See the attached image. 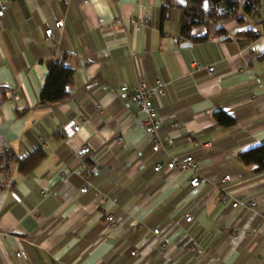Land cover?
Here are the masks:
<instances>
[{
    "label": "crops",
    "instance_id": "obj_1",
    "mask_svg": "<svg viewBox=\"0 0 264 264\" xmlns=\"http://www.w3.org/2000/svg\"><path fill=\"white\" fill-rule=\"evenodd\" d=\"M161 3L8 0L0 17V264H264V171L239 160L264 141V0L244 23L217 19L205 40L177 43L180 12L162 20ZM144 10L150 24L136 31L132 20ZM58 19L64 26L49 40L45 30ZM250 28L260 34H245ZM64 55L76 68L70 96L41 105L48 64ZM140 77L149 87L165 83V94L153 97L162 120L158 152L132 92L120 91ZM218 110L235 124L219 125ZM73 120L80 128L70 135ZM121 132L123 142H114ZM84 144L90 151L81 154ZM38 145L47 157L32 173H20L12 159L1 168L7 149L22 158ZM186 154L210 183L192 187V171L154 169ZM225 174L235 197L257 200L253 211L219 201L215 183ZM188 211L191 222L183 219ZM190 241L204 254L189 250ZM19 246L24 257L15 255Z\"/></svg>",
    "mask_w": 264,
    "mask_h": 264
},
{
    "label": "trees",
    "instance_id": "obj_2",
    "mask_svg": "<svg viewBox=\"0 0 264 264\" xmlns=\"http://www.w3.org/2000/svg\"><path fill=\"white\" fill-rule=\"evenodd\" d=\"M260 6L261 0H162L160 16L162 20L168 19L171 10L177 8L180 12V34L192 42H199L206 39L208 26L217 19L235 17L238 22L244 23L245 16L258 13ZM197 28L201 29V33L195 31ZM245 34L256 37L260 31L250 28ZM259 57L264 59V53ZM75 70V66L67 62L66 55L50 61L48 74L39 94V103L54 104L68 98ZM215 118L219 125L225 127L236 122L233 116L223 110H218ZM1 156L6 160L2 169L7 167L8 159H12L17 163L18 171L27 175L47 157V151L42 145H38L20 158L9 148ZM239 160L246 165L257 164V172L264 171V141L241 152Z\"/></svg>",
    "mask_w": 264,
    "mask_h": 264
},
{
    "label": "built area",
    "instance_id": "obj_3",
    "mask_svg": "<svg viewBox=\"0 0 264 264\" xmlns=\"http://www.w3.org/2000/svg\"><path fill=\"white\" fill-rule=\"evenodd\" d=\"M8 8V0H0V17L4 16L5 11ZM133 24L136 31H140L143 27H146L150 24V14L147 10L140 11L137 16L133 18ZM64 26V20L58 19L55 21L53 27H49L45 30V36L47 39H53V30L55 28L61 29ZM111 27L114 31L122 30V26L118 21H113L111 23ZM186 38L183 36H176L173 38L175 43L184 41ZM194 65L197 66V63L194 62ZM215 67L213 65H209L207 67V71L209 75L214 73ZM130 90L132 92V96L134 98L135 103L138 105L140 112L143 114V126L145 132L150 136L152 143V150L154 152H158L164 150V143L160 134L161 127V117L158 114L157 107L153 102V97L155 96H163L165 94V83L161 79H157L155 81V85L153 87H149L148 82L145 78L140 77L136 80L133 86H129L128 84H122L120 86L121 92H126ZM11 97L17 99L18 95L16 92H12ZM2 107V102L0 101V108ZM97 109L102 110V106L97 104ZM81 119V118H80ZM79 123H75V121H70L65 129L68 134H72L75 131H78L80 126ZM174 125H178L175 123ZM123 132L114 136V142L121 143L123 142ZM196 146H198V142H194ZM90 151V147L88 144H84L80 149L81 154H85ZM168 170H178L181 172L184 171H192L196 175H194L190 184L192 187L204 186L210 183L211 181L201 176L199 172V163L194 158L193 154L186 155H172L171 158L167 162L158 161L154 169L156 171L162 169ZM233 180V177L230 174H225L221 177L216 183L215 187L219 192V201L221 203H226L231 200L232 207H240L244 211H253L258 204L257 200L254 198H249L246 196L235 197L230 191V184ZM88 190V186H84L81 188L82 192H86ZM106 219L109 222L107 226V230H113L115 228V217L112 214H106ZM183 219L187 222H191L193 219L192 214L188 211L184 213ZM264 224V223H263ZM244 232V230L237 231L232 234V239L236 240L240 237V235ZM153 233L157 234L161 237H165V232L160 230L159 228H154ZM167 243L163 241L162 248H166ZM187 248L193 252L198 254H204V248L199 246L195 241H190L187 244ZM132 254H136V251H132ZM16 257H24L26 255V250L23 246H19L15 252Z\"/></svg>",
    "mask_w": 264,
    "mask_h": 264
},
{
    "label": "water",
    "instance_id": "obj_4",
    "mask_svg": "<svg viewBox=\"0 0 264 264\" xmlns=\"http://www.w3.org/2000/svg\"><path fill=\"white\" fill-rule=\"evenodd\" d=\"M192 43L191 42H184L183 44H182V46H190Z\"/></svg>",
    "mask_w": 264,
    "mask_h": 264
}]
</instances>
